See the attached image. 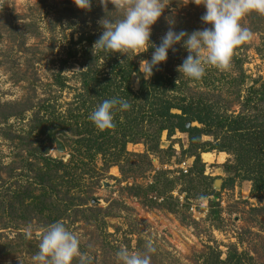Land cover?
Instances as JSON below:
<instances>
[{
    "label": "rangeland",
    "instance_id": "rangeland-1",
    "mask_svg": "<svg viewBox=\"0 0 264 264\" xmlns=\"http://www.w3.org/2000/svg\"><path fill=\"white\" fill-rule=\"evenodd\" d=\"M165 2L169 4L162 17L152 26L150 39L156 45L169 27L165 17L174 22L177 32L210 27L200 19L205 9L196 4L198 0ZM108 11H113L111 4ZM105 16L98 0H92L90 11L77 8L73 0H0V192L9 184L23 190L33 183L30 190L42 208L37 215L14 220L0 208V264H32L39 235L51 221V213L56 214L50 204L51 181L44 189L34 182L39 172L51 173V161L43 157L69 159L66 135L57 134L64 153L51 141V106L63 111L72 100L80 82L75 73L83 62L81 49L90 44L86 36L101 35L98 21ZM242 26L250 30L252 39L234 52L228 69L206 67L199 81L177 71L187 51L180 45L175 52L169 50L166 62L157 67L177 80L178 89L170 95L177 100L203 98L219 111L238 112L236 89L243 95L253 80L264 77V16L251 13ZM152 51L146 53L150 59ZM58 72L66 81L64 88L55 81ZM241 79L243 85H239ZM202 141L206 149L216 142L211 136H203ZM170 144L175 149L171 156V151L151 155L154 170L134 179L124 180L117 166L102 172L101 161H95L97 173L92 178L86 175L70 196L84 199L82 207H91L98 214L96 219L89 217V211L75 214L70 209L57 220L79 238L80 251L90 257L91 264H117L115 253L120 246L143 251L150 239L156 247L151 264H204L213 248L224 257L233 244L252 256L253 264H264V204L253 195L250 181L225 171L232 155L208 150L212 159L206 162L205 152L200 151L194 166L195 157L183 151L188 146L185 133L176 131L167 139L163 132L162 149ZM126 149L139 153L144 147L128 143ZM184 160L193 165L187 173L179 167ZM217 179L221 183L214 188ZM152 184L155 187L149 189ZM132 185L141 189H128ZM60 187L57 197L62 198L64 188ZM29 226L32 239L16 236L17 231L25 234Z\"/></svg>",
    "mask_w": 264,
    "mask_h": 264
},
{
    "label": "trees",
    "instance_id": "trees-1",
    "mask_svg": "<svg viewBox=\"0 0 264 264\" xmlns=\"http://www.w3.org/2000/svg\"><path fill=\"white\" fill-rule=\"evenodd\" d=\"M90 34L86 36L89 47L81 49L83 62L75 73L80 82L72 100L63 111L51 106V134L54 130L65 133L69 159L64 162L62 157H43L45 162L51 161V173L39 172L34 179L42 189L51 181L50 204L56 214L51 213V221L45 223L46 227L70 209L81 214L89 211V217L96 219L98 214L91 207H82L85 200H74L70 192L79 189L80 181L86 175L92 178L97 173L94 164L98 158L102 172L117 166L124 180L153 171L151 155L159 156L171 151V156L175 150L172 144L162 149L163 132L167 139H171L176 131L187 135L188 146L183 151L195 157L194 166L198 165L200 151L217 150L231 154L232 160L224 164L225 171L250 181L253 195L264 204V77L253 80L245 87L243 95H240V89H236L238 112L219 111L203 98L175 99L170 93L178 89L177 80L161 71L160 67L153 70L149 79H144L139 72V61L150 59L146 56L150 49L128 58L118 53H106L92 47L99 37ZM70 57L75 55L72 53ZM55 81L61 88L66 86L60 72L56 74ZM243 84L241 79L239 85ZM113 97L127 100L131 107L115 114L114 128L99 131L89 116L103 100ZM173 109L179 112H172ZM186 122L198 125L188 128ZM203 136H211L216 142L206 149ZM128 143L142 144L144 150L129 152L126 149ZM199 174H202V168ZM228 181L231 184L234 180L230 177ZM32 184L28 183L29 187L23 190L15 183L9 184L0 192V208L11 220L30 218L41 212L38 197L30 190ZM60 186L64 188L62 198L57 197ZM151 187L155 185L149 189ZM128 189L140 190L141 186L132 185ZM141 192L144 197L147 195ZM16 236L23 238L25 234L17 231ZM204 260V264H253V257L245 251H238L233 244L227 247L224 257H221V251L213 248Z\"/></svg>",
    "mask_w": 264,
    "mask_h": 264
},
{
    "label": "clouds",
    "instance_id": "clouds-1",
    "mask_svg": "<svg viewBox=\"0 0 264 264\" xmlns=\"http://www.w3.org/2000/svg\"><path fill=\"white\" fill-rule=\"evenodd\" d=\"M106 16L98 21L103 29L93 48L106 53H118L127 58L153 50L150 60H140L139 72L144 79L153 75V70L168 58L169 50L176 45L188 55L177 71L191 80H201L206 67L226 70L230 67L234 52L252 39V33L242 26V20L251 13L264 16V0H198L205 13L201 21L205 27L188 33L174 31V22L165 17L169 25L159 45L150 39L152 26L162 17L165 0H98ZM77 8L90 11L92 0H73ZM113 11H108V5ZM114 14V15H113ZM122 62V61H121ZM131 105L123 98L105 99L91 112L89 119L99 131L115 127L117 112H125ZM25 239H32V229H25ZM156 247L149 239L143 251H130L120 246L116 251L117 264H151V254ZM32 264H91L90 257L80 251L79 238L57 221L48 225L39 235L38 251L31 257Z\"/></svg>",
    "mask_w": 264,
    "mask_h": 264
},
{
    "label": "water",
    "instance_id": "water-1",
    "mask_svg": "<svg viewBox=\"0 0 264 264\" xmlns=\"http://www.w3.org/2000/svg\"><path fill=\"white\" fill-rule=\"evenodd\" d=\"M172 112H179V111L173 109ZM194 125H198V124H196V122H186L185 123V126L188 127V128L189 127H192ZM57 134L65 135V133L63 131H61V130H54L52 132V134H51L52 139H53V141L55 143L56 150L58 152H60V153H64V151L66 149L65 148V145H64L63 141L57 137ZM220 183H221V180L220 179L215 180L214 181V188H217L220 185Z\"/></svg>",
    "mask_w": 264,
    "mask_h": 264
},
{
    "label": "built area",
    "instance_id": "built-area-1",
    "mask_svg": "<svg viewBox=\"0 0 264 264\" xmlns=\"http://www.w3.org/2000/svg\"><path fill=\"white\" fill-rule=\"evenodd\" d=\"M190 166H191V162L189 160H184L179 164V167L183 173H187Z\"/></svg>",
    "mask_w": 264,
    "mask_h": 264
},
{
    "label": "bare ground",
    "instance_id": "bare-ground-1",
    "mask_svg": "<svg viewBox=\"0 0 264 264\" xmlns=\"http://www.w3.org/2000/svg\"><path fill=\"white\" fill-rule=\"evenodd\" d=\"M202 159L206 162H211L212 156L209 153H202Z\"/></svg>",
    "mask_w": 264,
    "mask_h": 264
}]
</instances>
